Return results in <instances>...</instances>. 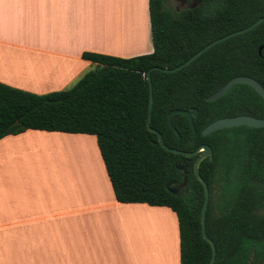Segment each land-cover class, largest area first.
<instances>
[{
    "label": "trees",
    "instance_id": "1",
    "mask_svg": "<svg viewBox=\"0 0 264 264\" xmlns=\"http://www.w3.org/2000/svg\"><path fill=\"white\" fill-rule=\"evenodd\" d=\"M151 53L120 57L84 52L95 66L72 86L37 94L0 82V139L26 129L94 134L120 202L168 206L177 215L181 264H208L212 246L201 227L204 187L194 172L197 156L167 151L147 127L149 82L154 66L175 67L214 39L264 16V0H196L193 7L171 11L164 0H149ZM238 75L264 86V21L223 40L186 67L172 73L152 70L151 126L173 148L194 151L208 143L213 159L199 171L210 188L206 229L216 244L213 264H264V126L225 127L207 135L212 121L240 114L264 118V98L247 83L207 97ZM197 108L198 132L187 115L174 109ZM186 185L174 194L170 188ZM216 190L217 201L215 200Z\"/></svg>",
    "mask_w": 264,
    "mask_h": 264
},
{
    "label": "crops",
    "instance_id": "2",
    "mask_svg": "<svg viewBox=\"0 0 264 264\" xmlns=\"http://www.w3.org/2000/svg\"><path fill=\"white\" fill-rule=\"evenodd\" d=\"M153 50L149 0H0V82L16 88H68L95 66L84 52ZM180 255L176 213L118 201L96 135L29 128L0 139V264H181Z\"/></svg>",
    "mask_w": 264,
    "mask_h": 264
},
{
    "label": "water",
    "instance_id": "3",
    "mask_svg": "<svg viewBox=\"0 0 264 264\" xmlns=\"http://www.w3.org/2000/svg\"><path fill=\"white\" fill-rule=\"evenodd\" d=\"M263 21H264V16L258 18L256 21H254L253 23H251L250 25H248L244 28L232 31L226 35H223L221 37L214 39L213 41H211L210 43L205 45L203 48H201L199 51H197L195 54H193L189 59H187L186 61H184L183 63H181L175 67L154 66L151 69H149V71L147 72V80L149 82V90H150L148 118H147L148 129L152 132L157 133L158 142L167 151H170L173 153H178V154H181L185 157L183 159V162L180 165H178V169L184 170L186 168L185 163H186L187 157L197 156V159H196L195 164H194V172H195L197 178L202 183V185L204 187V192H205V199H204V203H203V207H202V214H201V227H202V233H203L204 238L212 246V256H211V259H210L208 264L214 263L215 258H216L217 248H216L215 242L208 235L207 229H206V213H207V208H208L209 199H210V188H209L208 183L204 179V177L201 175V173L199 171V166H200V163L205 158L209 157L211 160L213 159V150H212V147L208 143L200 144L194 151H191V152L170 147L165 143L163 135L158 130H156L155 128H153L151 126V116H152V108H153V83H152L151 71L152 70H162V71L168 72V73L176 72V71L186 67L187 65H189L191 62H193L196 58H198L201 54H203L205 51H207L209 48H211L215 44H217L223 40H226L232 36H235L237 34H241V33H244L248 30H251L254 27H256L257 25H259L260 23H262ZM236 83H247V84H249L254 89H256V91L264 98V86L256 78L248 76V75H238V76L231 78L220 89L215 91L213 94L209 95L207 97V99L209 101L216 100L217 98H219V97L223 96L225 93H227L228 90ZM176 113H183V114L188 116V118L191 122V125L193 127V131H194L191 142L195 143V141L197 139L198 132H197V129L195 126L194 116L198 113V109L195 107L192 108L191 110L174 109V110L169 112L168 123L171 126V128L178 134V136L181 137L180 133L178 132L177 128L174 126V124L172 122V116H173V114H176ZM239 125H248L250 127H263L264 126V118L257 117L254 115H249V114H240V115L229 116V117H221V118H218V119L212 121L206 127H204L202 130V134L207 135V134H209L213 131H216L218 129H221V128L233 127V126H239ZM184 185H186V182L179 185L178 187L170 188V191L174 194H177L178 191L180 190V188L183 187Z\"/></svg>",
    "mask_w": 264,
    "mask_h": 264
},
{
    "label": "rangeland",
    "instance_id": "4",
    "mask_svg": "<svg viewBox=\"0 0 264 264\" xmlns=\"http://www.w3.org/2000/svg\"><path fill=\"white\" fill-rule=\"evenodd\" d=\"M190 2H191V0H187L185 2L183 0H164V6H165L166 9H169L171 11H180L182 9L189 8L190 7ZM92 68H94V66L91 67V69ZM70 86H72V85H70ZM85 159H86V157H85ZM70 160H71V156L70 155L68 157H67V155L64 156V161L65 162H67V161L71 162ZM215 193H216L215 200L217 201V199H218V197H217L218 191L216 190ZM101 260L103 261V259H101ZM108 261H109L110 264H122V259H110V260L108 259ZM88 262H90L89 264H99L96 259H89Z\"/></svg>",
    "mask_w": 264,
    "mask_h": 264
},
{
    "label": "flooded vegetation",
    "instance_id": "5",
    "mask_svg": "<svg viewBox=\"0 0 264 264\" xmlns=\"http://www.w3.org/2000/svg\"><path fill=\"white\" fill-rule=\"evenodd\" d=\"M184 2L187 0H183ZM196 4V0H191L190 2V7H193ZM182 189V187L180 188V190Z\"/></svg>",
    "mask_w": 264,
    "mask_h": 264
}]
</instances>
